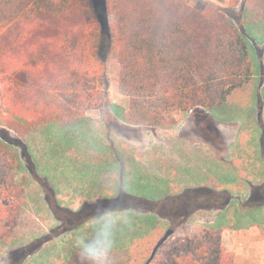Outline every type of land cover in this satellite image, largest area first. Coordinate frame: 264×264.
Here are the masks:
<instances>
[{"label": "rangeland", "instance_id": "374dc122", "mask_svg": "<svg viewBox=\"0 0 264 264\" xmlns=\"http://www.w3.org/2000/svg\"><path fill=\"white\" fill-rule=\"evenodd\" d=\"M77 1L89 23L96 24L94 0ZM184 1L199 9L212 3L248 33L254 76L212 109L186 117L178 114L181 123L158 132L160 138L153 142L162 150L159 156L153 149L155 156L147 158L137 146L128 145L126 135L147 132L153 137L156 131L127 127L116 117L127 109L130 98L119 91L117 52L99 27L88 36L85 58L105 65L99 87L108 99L105 106L89 111L79 125L69 129L42 126L21 137L5 125L0 76V137L18 150L16 176L26 180L23 214L15 233L0 246V264L20 262L25 246L55 224L49 203L52 196L74 208L90 201L98 204L93 207L95 212H102L104 198L98 193L113 192L115 179L142 193L129 191L131 194L119 193L115 198L160 202L158 212L173 216V232L150 242L157 235L156 215L129 209L111 212L35 248L23 264H89L83 253L101 260L107 253L106 264L118 260L141 264L147 257L136 254L141 252L135 249L137 244L138 248L144 244L153 248L158 239L160 244H168L205 228L221 233L226 248L233 249L228 250L234 254L235 264H264V19L252 9L232 6L230 0ZM108 143L115 147L110 150ZM111 152L119 159L116 165ZM116 166L120 174L114 178ZM136 204L146 209L145 204ZM163 222L168 226L169 218Z\"/></svg>", "mask_w": 264, "mask_h": 264}, {"label": "trees", "instance_id": "16d2710c", "mask_svg": "<svg viewBox=\"0 0 264 264\" xmlns=\"http://www.w3.org/2000/svg\"><path fill=\"white\" fill-rule=\"evenodd\" d=\"M230 3L264 19V0ZM94 6L99 21L91 24L77 0H0L1 108L5 125L21 137L42 126H74L88 111L106 105L107 93L99 87L105 65L85 58L88 36L97 27L116 49L119 91L130 98L121 116L131 125L172 128L180 121L178 114L212 109L254 76L248 33L212 3L199 9L184 0H94ZM19 159L16 147L0 137V246L17 230L25 207L26 180H18L15 172ZM52 198L55 224L25 246L20 262L11 264H23L35 248L111 212L129 209L157 216V235L150 242L173 232V216L158 212L160 202L114 196L102 200L103 211L95 212L98 204L73 208ZM137 245L141 252L136 254L147 257L141 264H235L213 228L168 244L158 239L153 248Z\"/></svg>", "mask_w": 264, "mask_h": 264}, {"label": "crops", "instance_id": "0c3cea01", "mask_svg": "<svg viewBox=\"0 0 264 264\" xmlns=\"http://www.w3.org/2000/svg\"><path fill=\"white\" fill-rule=\"evenodd\" d=\"M212 1H214V0H212ZM128 107H127V109L126 110H123V111H121V113H119V114H116V117L118 118V120H119V118H120V120L122 121V122H120L122 125H125V126H127V127H132V128H136V127H148V128H151V129H153V131H156V132H153V137H151L150 135H149V133H142V134H140V135H137V136H135V135H133V134H129V135H126L127 137V139L129 140V144L128 145H134V146H137V148L139 149V151L140 152H142V153H145L144 155L146 156V154H147V158H150V157H154L155 156V150H157L158 151V153H156V155L158 154V156L160 155V154H162V153H160V151H162L161 150V148L159 147V146H154V144H153V142L155 141V139H159L160 138V136H159V134H158V132H161V131H163V130H167V129H169V128H167V129H157V128H154V127H150V126H145V125H131V124H128V123H125L124 121H123V119H122V114L124 113V112H126L128 109H129V106H130V102H128V105H127ZM99 109V108H98ZM94 110H96V109H94ZM199 110H203L202 108H198V109H195V110H192V111H190L188 114H186L184 117H186L187 115H189V114H192V113H195V112H197V111H199ZM90 111H92V110H90ZM89 112V111H88ZM87 112V113H88ZM117 113V112H116ZM86 116H87V114L85 115V117L81 120V122H83L85 119H86ZM180 119V118H179ZM81 122H79L78 124H76V125H79ZM181 123V121H179V123H177L174 127H176V126H178L179 124ZM56 126V125H55ZM75 126V125H74ZM57 127H59V126H57ZM71 127H73V126H71ZM174 127H172V128H174ZM59 128H62V127H59ZM68 129L70 128V127H67ZM63 129H65V128H63ZM136 143H142V144H145V146H139L138 144H136ZM108 145L109 146H111L110 147V150L112 149V147L114 148L115 146L113 145L112 146V143H108ZM147 145V146H146ZM118 145H116V147H117ZM127 145H125V147H126ZM162 146V145H161ZM142 147H145V148H147V149H145V151L143 150V148ZM118 148V147H117ZM153 149H155V150H153ZM164 151H165V149H164ZM115 152L117 153V156H119V150L118 149H115ZM151 152H152V155H151ZM106 153V152H105ZM111 155H112V160H113V163L116 165L117 164V162L119 161V159L118 158H114V156H113V153L111 152L110 153ZM109 160H110V158H109ZM111 161V160H110ZM113 172L114 173H116V175H114V178H116V176L118 175V174H120L119 173V171H117V166L116 167H114V169H113ZM124 174H125V172H124ZM122 175V174H121ZM126 175V174H125ZM115 188L113 189V192H111V193H104V192H102L101 194L100 193H98L99 194V197H103L104 199H112L116 194H119V193H123V192H127V191H134V193L135 194H142V193H136V191L133 189V188H126L125 186H123V184H121V183H123V182H121V183H117L116 182V179H115ZM111 186H113V185H111ZM193 189H195V191H197V187H195V188H193ZM129 194V193H128ZM104 199H102V200H104ZM98 200H100V198L98 199ZM86 202H90V201H86ZM74 208V207H73ZM203 208V207H202ZM223 235H226V231L223 233ZM225 246H226V244H225ZM229 250H233V249H231V248H228ZM244 251V250H243ZM249 251V250H248ZM250 255V254H249Z\"/></svg>", "mask_w": 264, "mask_h": 264}, {"label": "clouds", "instance_id": "9594fccd", "mask_svg": "<svg viewBox=\"0 0 264 264\" xmlns=\"http://www.w3.org/2000/svg\"><path fill=\"white\" fill-rule=\"evenodd\" d=\"M83 255L85 259L89 261V264H106V261H107V253L105 254V257L103 258V260H101L100 258L96 256L89 255L87 253H83Z\"/></svg>", "mask_w": 264, "mask_h": 264}]
</instances>
